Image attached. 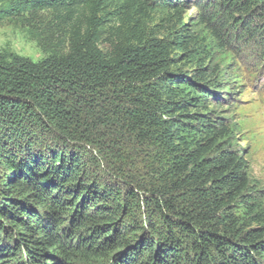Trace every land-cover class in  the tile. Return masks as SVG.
<instances>
[{"label":"trees","instance_id":"trees-1","mask_svg":"<svg viewBox=\"0 0 264 264\" xmlns=\"http://www.w3.org/2000/svg\"><path fill=\"white\" fill-rule=\"evenodd\" d=\"M194 3L220 39L228 41L233 32L235 40L258 39L264 47V23L252 19L253 8L264 0ZM120 7L117 0H0V23L20 22L35 30L45 55L33 62L0 51V169L5 176L0 240L8 228L17 236L14 245L0 246V256L18 249L15 255L25 252L26 264L108 255L112 264H180L185 256L173 236L177 229L192 240L197 257L187 259L189 264H261L264 234L240 231L229 212L238 200L247 203L246 163L238 151L219 144L229 134L225 121L199 112L215 99L212 87L205 86L211 84L210 74L203 65L190 78L179 74L176 58L187 53L188 40L156 38L136 23L125 29L110 26ZM86 10L90 15L83 23ZM231 11L242 16L235 26L225 17ZM185 85L193 95L183 90ZM33 130L55 138L45 145L47 152L35 148L27 132ZM125 133L141 143L164 144L175 190L189 207L179 209L180 195L171 198L169 191L154 195L162 204L151 203L169 228L159 245L136 235L132 241L124 238L117 213L97 204L113 192L89 180L82 153L76 151L102 150L107 138L121 140ZM15 193L29 201L11 196ZM126 200L137 204L139 192ZM145 254L151 256L142 261Z\"/></svg>","mask_w":264,"mask_h":264},{"label":"rangeland","instance_id":"rangeland-1","mask_svg":"<svg viewBox=\"0 0 264 264\" xmlns=\"http://www.w3.org/2000/svg\"><path fill=\"white\" fill-rule=\"evenodd\" d=\"M194 1L196 0H117L121 7L116 10L114 17H111L109 25L125 29L137 24L143 26L146 32L155 34L156 38L171 41L174 40L173 36H178L191 43L187 47V53L183 52L176 58L180 68L179 74H186L190 78L193 75L192 71L205 66L204 69L211 76V84L205 86L212 87L215 99L203 104L199 112L208 114L214 120L220 118L225 121L229 134L219 144L238 151L247 166L249 189L243 194V200L247 203H243L242 199L238 200L230 206L229 212L238 223L240 231L264 234V47L261 46L263 42L256 39L243 43L240 39H234L233 32L228 41L223 39V35L220 39L213 27L202 22L203 11L195 6ZM263 5L259 4L253 8L252 19L255 24L264 23ZM180 7L182 11L177 10ZM89 15V10L82 12L83 23L85 17ZM225 17L229 18L233 26L242 19L235 11L226 13ZM234 19L237 20L234 22ZM219 20L220 17L214 23H219ZM215 28L218 30L220 25L217 24ZM35 35L36 31L29 26L5 20L0 23V51L10 50L38 62L45 55L39 48ZM188 87L190 88L189 85H185L183 90L193 95ZM27 132L31 133L35 148L43 152H47L46 144L55 143V138L43 137L37 130ZM126 134L121 140L116 135L107 138L103 143L105 148L102 150L89 146L72 148L77 147L76 151L82 153L80 160L84 164V172L88 174L89 180L100 184L101 191L108 189L113 192L109 198L98 200L97 204L117 213L119 230L124 238L132 241L136 235L140 239H151L159 245L167 240L169 228L157 214L158 209L151 203V200H161L159 197L156 199L154 195L169 191L171 198L180 195L177 203L179 209L187 211L189 207L181 198L183 194L175 190L171 159L164 144L154 139L141 143L136 137ZM52 149L60 150L54 147ZM4 185V171L0 169V194ZM119 191L121 197L116 194ZM136 191L139 192L140 201L131 206L126 198L129 193ZM13 195L19 197L23 203L29 201L25 196L17 193L11 194ZM159 202L162 204V201ZM88 208L89 211L93 210L92 205ZM7 232L5 240H0V246L14 245L15 239L17 240L15 231L8 228ZM173 232V236L181 245L180 250L184 251L185 258L183 257L180 264H189L190 261L187 259L197 257L195 250L192 249V240L177 229ZM17 251L18 249H15L13 255L9 257L0 256L2 264H26L25 252L15 255ZM150 256L143 255L142 261L149 259ZM260 263L264 264V257ZM67 264H112V255L85 258L75 256Z\"/></svg>","mask_w":264,"mask_h":264}]
</instances>
